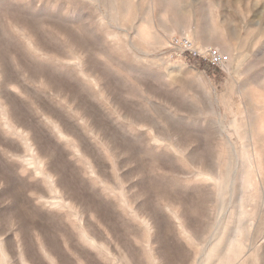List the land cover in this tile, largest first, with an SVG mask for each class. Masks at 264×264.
<instances>
[{
  "label": "rangeland",
  "instance_id": "rangeland-1",
  "mask_svg": "<svg viewBox=\"0 0 264 264\" xmlns=\"http://www.w3.org/2000/svg\"><path fill=\"white\" fill-rule=\"evenodd\" d=\"M0 264H264V0H0Z\"/></svg>",
  "mask_w": 264,
  "mask_h": 264
},
{
  "label": "built area",
  "instance_id": "built-area-1",
  "mask_svg": "<svg viewBox=\"0 0 264 264\" xmlns=\"http://www.w3.org/2000/svg\"><path fill=\"white\" fill-rule=\"evenodd\" d=\"M165 53L171 60H192L216 70H223L228 64V56L217 48L197 46L186 36H172Z\"/></svg>",
  "mask_w": 264,
  "mask_h": 264
},
{
  "label": "bare ground",
  "instance_id": "bare-ground-1",
  "mask_svg": "<svg viewBox=\"0 0 264 264\" xmlns=\"http://www.w3.org/2000/svg\"><path fill=\"white\" fill-rule=\"evenodd\" d=\"M184 27V26H183ZM182 28V27H181ZM183 29V28H182ZM184 29H185V27H184ZM185 32H186V29H185ZM187 36H188V38L190 37V34H186ZM191 37H193V36H191ZM190 37V38H191ZM194 39V38H193ZM216 48L221 52V53H223V54H229V52L227 51V50H225L221 45H218V46H216ZM228 49V48H227ZM7 50V49H6ZM37 70V69H36ZM112 97V96H111ZM79 103V102H78ZM89 107V106H88ZM94 111V110H93ZM98 118V117H97ZM179 149V148H178ZM181 150V149H180ZM254 157V156H253ZM255 158V157H254ZM252 159H249V161H251ZM247 163H248V161H247ZM251 164V163H250ZM247 165V164H246ZM250 168V167H249ZM251 168H252V166H251ZM219 172V171H218ZM218 177H219V174H218ZM242 177V176H241ZM217 178V177H216ZM242 179V178H241ZM218 180V179H217Z\"/></svg>",
  "mask_w": 264,
  "mask_h": 264
}]
</instances>
